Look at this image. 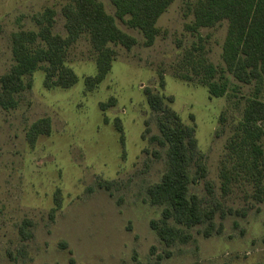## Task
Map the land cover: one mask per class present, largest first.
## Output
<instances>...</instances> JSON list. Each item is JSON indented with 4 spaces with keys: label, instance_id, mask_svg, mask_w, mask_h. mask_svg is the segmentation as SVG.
<instances>
[{
    "label": "rangeland",
    "instance_id": "374dc122",
    "mask_svg": "<svg viewBox=\"0 0 264 264\" xmlns=\"http://www.w3.org/2000/svg\"><path fill=\"white\" fill-rule=\"evenodd\" d=\"M69 1L0 0V78L13 65L12 33L36 30L32 16L53 8L55 32L65 36L61 9ZM100 1L115 16L111 1ZM195 1L176 0L170 6L158 21L160 34L152 47H145L143 35L117 19L120 29L139 43L131 50L113 46V68L95 91L85 92L84 79L97 68L96 52L89 36L83 35L67 58L79 77L74 87L47 89L45 74L38 71L16 109L0 107V264H264V202L257 201L253 184L247 182L234 183L224 194L221 178L227 143L256 95L255 85L227 74L229 92L215 98L203 85L177 76L184 52L199 42L185 29L194 20ZM227 29L225 21L200 31L203 53L219 69L225 68ZM161 70L164 90L159 87ZM146 87L172 96L173 109L186 125L195 127L212 193L205 181L193 192L205 206L219 201L233 211L225 219L216 217L220 233L205 237V227H198L192 230L191 242L169 248L151 229L150 222L162 218V208L150 204L147 188L161 181L167 157L150 142L159 132L143 94ZM112 97L116 105L103 112L100 104ZM260 100L264 102V88ZM46 117L52 122L51 134L31 146L29 127ZM116 119L124 126L125 148ZM262 145L264 149V138ZM58 189L62 208L53 215ZM26 221L31 223L29 240L21 235Z\"/></svg>",
    "mask_w": 264,
    "mask_h": 264
},
{
    "label": "trees",
    "instance_id": "16d2710c",
    "mask_svg": "<svg viewBox=\"0 0 264 264\" xmlns=\"http://www.w3.org/2000/svg\"><path fill=\"white\" fill-rule=\"evenodd\" d=\"M115 16L110 15L100 0H70L61 9L65 19L66 35L55 32L57 11L46 8L32 16L36 30L13 32L11 52L13 65L0 78V107L14 110L19 105V96L31 90L32 76L43 71L47 89H70L79 82L73 68L67 65L69 50L83 35H88L96 52V74L84 79L85 92L95 91L110 74L117 52L113 46L131 50L138 40L124 32L117 19L130 29L139 31L144 37V46L152 47L160 34L159 19L176 0H110ZM191 12L194 20L185 29L199 42L183 54L177 76L189 82H197L207 88L215 98L227 95L231 75L239 83L255 85L256 95L243 112L242 121L227 143L226 155L221 165L222 190L227 194L234 183L247 182L255 188V198L264 202V102L260 100L264 88V0H196ZM228 23L227 35L222 47L225 68L209 63L203 53L202 29H213L223 22ZM159 87L166 88V78L161 70ZM147 104L155 117L158 134L150 142L165 151L166 171L161 181L147 188L152 206L162 208V218L150 222L151 229L167 247L193 240L192 230L205 227L203 235L210 237L216 228V217L225 219L232 214L223 204L214 201L205 206L202 198L193 192L201 182L206 183L209 193L212 184L207 181L209 170L205 156L199 151L196 129L186 125L173 109L172 96H166L152 87L143 90ZM117 103L112 97L100 104L106 112ZM108 122V119L105 120ZM120 142L125 148L126 135L120 119L115 121ZM52 132L51 119L46 117L34 122L28 129L27 140L34 146L42 136ZM149 131L147 130L146 133ZM146 137V134L144 135ZM101 188L110 189L109 184L99 182ZM62 208V195L55 193L54 215ZM31 223L21 226L24 240L32 237Z\"/></svg>",
    "mask_w": 264,
    "mask_h": 264
}]
</instances>
